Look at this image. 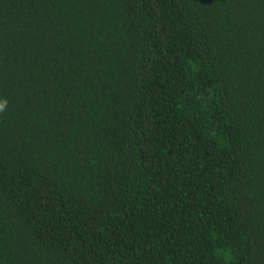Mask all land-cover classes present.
I'll return each instance as SVG.
<instances>
[{
	"label": "trees",
	"instance_id": "obj_1",
	"mask_svg": "<svg viewBox=\"0 0 264 264\" xmlns=\"http://www.w3.org/2000/svg\"><path fill=\"white\" fill-rule=\"evenodd\" d=\"M0 264H264V0H0Z\"/></svg>",
	"mask_w": 264,
	"mask_h": 264
},
{
	"label": "clouds",
	"instance_id": "obj_2",
	"mask_svg": "<svg viewBox=\"0 0 264 264\" xmlns=\"http://www.w3.org/2000/svg\"><path fill=\"white\" fill-rule=\"evenodd\" d=\"M6 101L4 103H0V112H2L6 107Z\"/></svg>",
	"mask_w": 264,
	"mask_h": 264
}]
</instances>
